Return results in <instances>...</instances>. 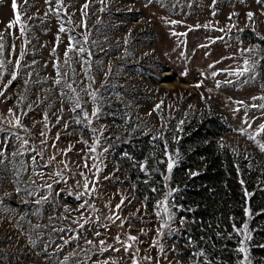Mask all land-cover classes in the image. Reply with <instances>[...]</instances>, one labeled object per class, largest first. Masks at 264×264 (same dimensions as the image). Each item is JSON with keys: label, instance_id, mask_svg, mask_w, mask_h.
Instances as JSON below:
<instances>
[{"label": "rangeland", "instance_id": "374dc122", "mask_svg": "<svg viewBox=\"0 0 264 264\" xmlns=\"http://www.w3.org/2000/svg\"><path fill=\"white\" fill-rule=\"evenodd\" d=\"M16 3L14 12L12 0H0V264H204L201 247L181 241L190 210L173 195L170 228L156 231L167 219L156 215V203L168 180L162 176L152 203L138 196L141 175L125 145L148 133L171 137L181 121L210 108L230 128L219 137L228 148L264 161V44L257 41L264 7L257 0ZM69 36L86 51L65 63ZM245 60L250 71L229 74L243 71ZM246 252L255 264L248 241ZM237 253L233 264L244 259Z\"/></svg>", "mask_w": 264, "mask_h": 264}, {"label": "trees", "instance_id": "16d2710c", "mask_svg": "<svg viewBox=\"0 0 264 264\" xmlns=\"http://www.w3.org/2000/svg\"><path fill=\"white\" fill-rule=\"evenodd\" d=\"M260 63L264 64V56ZM229 130L222 116L208 108L182 123L173 136L148 133L125 145V152L136 161L135 170L141 175L134 180L138 196L152 203L164 189L163 175L171 189H179L172 195L181 209L190 210L183 212L181 241L201 247L204 264L235 263L238 236L233 224L237 227L245 221L251 234L249 252L255 264H264V161L228 148L219 137ZM165 145L175 161L171 173Z\"/></svg>", "mask_w": 264, "mask_h": 264}, {"label": "snow or ice", "instance_id": "6c2138e0", "mask_svg": "<svg viewBox=\"0 0 264 264\" xmlns=\"http://www.w3.org/2000/svg\"><path fill=\"white\" fill-rule=\"evenodd\" d=\"M49 2V0H46V3ZM149 2H152V0H149ZM257 2L259 3H264V0H257ZM57 4L58 6H62V0H57ZM12 9L15 10L17 9V3H16V0H12ZM85 8L87 7V5L84 6ZM254 14L253 13H247V16L249 18H251ZM70 22V21H69ZM15 23L16 24H19L20 23V16L18 13L15 14ZM172 23H176L175 21H172ZM86 27V25H84ZM9 28L13 27V23L12 22H9V25H8ZM199 27V26H197ZM60 32H65V31H70L69 29H65L63 26L60 27L59 29ZM220 31H224V29H220ZM20 32H21V35L24 34V26L21 25L20 26ZM174 35H186V34H176V33H173ZM222 39V37H221ZM57 40H59V37H57ZM68 40H69V43H68V46L67 48L65 49V52H64V56L67 58L65 60V63H68V61L71 59V57L69 56V53L71 52H78L79 54H83L86 49L85 47L83 46H80L77 48V45H79L81 42L79 40H76L75 37L73 36H69L68 37ZM84 41L86 42L87 41V36L84 37ZM3 47H4V44L2 42H0V51L3 50ZM13 51H15V45H13ZM53 51H55V49H53ZM246 51H254V49H246ZM24 55V52L23 50H21V56ZM15 65L17 68H19L21 66V61L19 59H17L15 62ZM33 63H35V61H33ZM245 68L243 69V71H239L237 70L236 72L234 73H229L230 75H237V76H242L244 75L245 72H248L250 71V67L248 66L249 65V61L245 60ZM4 66V62L3 61H0V68H3ZM16 72H12L11 73V77H12V80H15L16 79ZM217 75V73H213V76ZM232 81H225V83H231ZM9 84L11 83V80L8 82ZM57 83H59V80L57 81ZM217 86L219 87L220 86V82L218 81L217 82ZM68 87H71L70 85H68ZM196 87H200V84H197ZM0 95H3V93H0ZM92 96H93V100H95V94L92 93ZM253 99H257V97H253ZM259 99H262L264 100V97H259ZM237 103H240V104H243V101H238ZM163 104V101H161L160 104H157L155 107L156 109H160L161 108V105ZM76 107L79 108L80 107V104H79V101L77 100L76 102ZM260 107L264 108V104L260 105ZM12 110L9 109V112H11ZM97 111H94L93 112V115H97ZM85 117L88 116V113L85 112L84 113ZM46 115H45V119H46ZM181 124L183 123V121L180 122ZM20 125V119L19 117H16V120H15V125L14 126H19ZM65 127H67V125H65ZM261 130H264V125L261 126ZM241 132H243V129H241ZM41 135H45V133H41ZM250 138H253V137H250ZM19 139V137H18ZM24 144H27V141H23ZM43 143V141H42ZM261 148L262 150H264V145H261ZM92 151L95 150V145L92 146V148L90 149ZM165 155L167 156V172L168 173H171L174 165H175V161L173 160L172 156L168 153L167 151V145H165ZM3 155V152H0V156ZM15 155V154H14ZM33 162H35V157H33ZM0 163H2V161H0ZM85 167H87V164H85ZM81 175H83V173H81ZM190 175L192 176H195V175H198V173H195V172H192L190 173ZM165 179H168V177L166 176ZM241 184H243V181H241ZM47 187L50 189L51 188V185H47ZM84 188L87 190L88 189V182L85 181L84 183ZM179 189H169L168 192L165 193V196H164V199L163 200H159L157 201L156 203V206L157 208L159 209L156 213L157 216H161V212H163L166 216H167V219H161V225H160V228H158L156 231L158 233H162L163 232V229L165 227H169L170 228V225H169V221L173 219V214L171 213V210L168 206V197H170L172 195L173 192L175 191H178ZM17 191H19V189H17ZM153 191H156V189H153ZM31 194V193H30ZM82 195V194H81ZM245 195H249L247 193V191L245 190ZM123 203V201L121 202ZM81 207H84V205L82 204ZM117 208L120 207V205H117L116 206ZM245 213L246 215H250V212L249 210L246 208L245 209ZM116 219H119V217H116ZM181 224L184 223L183 220L180 221ZM233 232L238 235V236H242L243 238L239 240V247L237 248V251L239 253H242L244 254V259L242 261L239 262V264H250V261H248V258H247V252H246V242L249 241L251 239V234L249 232V229H248V225L247 223L243 224L240 228H237L235 226V224H233ZM97 235H99V233H97ZM116 239L119 241V236L116 237ZM128 239L131 240V241H135L137 240V237L135 236H128ZM88 243H92L91 241H88ZM104 241L101 240L100 241V244L101 245H104ZM158 243L157 241H153V244H156ZM124 246V245H122ZM109 248L111 247V245L108 246ZM125 247V251H127L129 248L132 247L131 244L127 245V246H124ZM103 250H106V249H101V251ZM116 251H119V249H116ZM138 251V250H137ZM196 255L198 256H203V252H200V253H196ZM147 259H151V257H146ZM105 264H107V262H105ZM134 264H136V262L134 261Z\"/></svg>", "mask_w": 264, "mask_h": 264}]
</instances>
